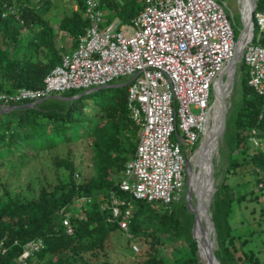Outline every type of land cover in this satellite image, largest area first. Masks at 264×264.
Here are the masks:
<instances>
[{"label": "trees", "instance_id": "obj_1", "mask_svg": "<svg viewBox=\"0 0 264 264\" xmlns=\"http://www.w3.org/2000/svg\"><path fill=\"white\" fill-rule=\"evenodd\" d=\"M76 2V9L56 21L57 31L72 40L69 50L88 27L82 2ZM100 3L108 9L105 24L115 18L122 24H130L143 8V0H100ZM38 4L32 5V0H0V93L42 88L44 77L60 64L65 53L54 41L51 22L44 18L48 1ZM263 8L264 0H257L256 9ZM23 30L33 31L24 45L20 39ZM253 31L257 32L255 23ZM260 41L264 45V32ZM17 49L22 50L19 57ZM247 80L246 68L241 63L240 100L226 118L225 143L230 154L227 170L234 174L236 167L251 165L256 182L264 189V148L253 151L247 141L248 131L254 128L264 144V100L247 85ZM58 96L32 106L15 103L0 112V168L9 170L5 178L0 176V264H94L115 232L128 235V246L145 243L135 261L122 264H202L191 234L194 213L183 198L169 205L133 201L126 232L107 223L105 214L93 202L80 212L81 219L72 211L73 233L66 234L61 208L77 195L107 193L116 188L115 181L135 151L138 130L126 107V85L89 93L72 90ZM83 139L92 154L95 174L78 181L81 174L69 145ZM62 146L63 156L59 153ZM37 155L50 159L53 173L40 172V183L35 187L29 181L27 194L14 191L16 177L10 171L25 166ZM235 199L240 201L239 197ZM233 202L229 186L223 182L210 207L217 244L214 255L219 264H264L247 248L248 241L233 233L229 222ZM37 238L43 240V248L19 262L22 246ZM168 241H180L186 247L172 260L160 252V246Z\"/></svg>", "mask_w": 264, "mask_h": 264}, {"label": "built area", "instance_id": "obj_2", "mask_svg": "<svg viewBox=\"0 0 264 264\" xmlns=\"http://www.w3.org/2000/svg\"><path fill=\"white\" fill-rule=\"evenodd\" d=\"M78 1L88 27L77 36L76 46L62 54L60 64L44 77L42 88L0 93V112L15 103L35 104L72 90L88 93L126 85V107L137 126V144L115 181L116 188L77 195L60 210L66 234L73 233L72 211L81 219L80 212L93 202L107 223L126 232L133 201L169 205L182 198L185 149L203 139L219 76L223 74L222 81L227 78L228 65L244 32L247 36L240 60L232 68V82L236 65L242 63L247 85L264 100V45L260 41L264 8H255L249 28L241 15L237 40V24L218 0H143L142 10L130 24H122L118 18L105 24L100 0ZM121 78L126 79L122 85H112ZM247 141L254 151L262 144L254 128L248 131ZM43 246L41 238L27 242L18 261Z\"/></svg>", "mask_w": 264, "mask_h": 264}, {"label": "rangeland", "instance_id": "obj_3", "mask_svg": "<svg viewBox=\"0 0 264 264\" xmlns=\"http://www.w3.org/2000/svg\"><path fill=\"white\" fill-rule=\"evenodd\" d=\"M48 1L44 18L51 22V26L54 29V41L60 49L67 50L72 47V40L70 37L64 35L63 33L57 31V23L63 15L69 14L71 10L77 8V0H32V5L38 6V2ZM224 2L226 8H228L229 14L232 16L233 21L237 24L235 30V37L238 36L239 30L241 29V15L244 14L241 8L239 0H221ZM103 16L108 13V9L105 6L101 7ZM239 29V30H238ZM33 36L32 30H23L20 35L21 43L24 45ZM13 49H11L12 51ZM22 50H16V55L19 57ZM240 64V63H239ZM237 64L235 68V74L231 88L229 89V96L227 100H224L223 105L226 111V117L223 128L218 127V131L221 130V135L218 137L217 148L212 156L213 164V185L212 193L210 196V204L208 212L211 214V204L213 202V196L217 188L223 182L229 186V194L234 197L232 211L229 215V222L233 227V233L241 235L243 239L248 241L247 248L252 250L255 255L264 263V189H261V183H257V178L255 176L254 168L251 165H240L236 167L234 174L228 173L229 167V147L227 142L225 143L226 136V126H227V113L233 110L234 106L240 100L241 84H240V65ZM226 80V76H224ZM126 81L125 78H121L115 81L112 85H122ZM217 94V89L215 88ZM59 97V96H57ZM220 125V124H219ZM217 131V133H218ZM201 140L199 139L192 149L186 148L185 153L187 156V166L185 168V185L183 189L182 198L186 202V191L189 189V202L192 207L195 206L196 200L194 198V188L190 183L189 173L193 171L198 173L199 165L193 167V162L191 158L194 155L198 145ZM86 139L79 142H73L69 145L72 150V160L75 166L79 170L78 181L82 179H88L94 177L95 169L92 163V154L86 147ZM215 148V141H214ZM260 148H264L262 143ZM214 150V149H213ZM254 151V150H253ZM65 147L62 146L59 153L64 155ZM205 151H203V156ZM16 165H18L16 163ZM18 167V166H14ZM9 170L6 167L0 168V176L3 178ZM48 172L50 175L53 173L50 167V159L41 157L39 155L35 156L26 162L25 166L18 167L13 172L16 177L14 181L15 190L27 194V185L30 182L35 184V187L40 183L38 177L40 172ZM64 172H60L62 174ZM5 178V177H4ZM119 178V177H118ZM210 183V182H209ZM12 189V188H11ZM239 197L240 201L237 202L235 199ZM187 204V203H186ZM204 228V227H203ZM203 234V230L201 229ZM213 240V249H217L215 232L211 233ZM128 235L126 233L115 232L108 246L100 252L99 258L94 264H122L130 263L136 260L137 254L140 252L141 248L145 246L144 241L137 243H129ZM186 248L180 241H174L164 243L160 246V252L168 260H172L177 255V252ZM200 261V259H199Z\"/></svg>", "mask_w": 264, "mask_h": 264}, {"label": "bare ground", "instance_id": "obj_4", "mask_svg": "<svg viewBox=\"0 0 264 264\" xmlns=\"http://www.w3.org/2000/svg\"><path fill=\"white\" fill-rule=\"evenodd\" d=\"M248 1L249 0H239L241 4V8L244 14H242V18L244 22H246V18L248 16ZM247 32H244L243 37L240 39V42L237 44L236 50L239 52L242 49L243 42L246 39ZM228 76L226 80L221 81V84H217V94L216 100L214 104L213 113L211 114L208 124L205 128V134L200 144L198 145L194 155L191 157L193 162V167L199 165L198 173L190 171L189 178L190 183L192 184V188H194V194L198 197V206H197V223L195 225L193 234L195 239L199 243V259L202 264H215L209 261L208 253H207V245H206V236L205 233L201 232V227H206L207 220L204 215L205 211V202L207 199V195L209 190H211L210 182V174H211V164L209 162L212 159V156L217 148V131L220 124V116L224 111L223 103L224 100H227L229 96V89L232 83V68L227 69ZM226 72V73H227ZM215 141V148H214ZM214 149V150H213ZM203 151H205V155L203 156ZM214 151V152H213ZM213 168V164H212ZM202 191H204V195L202 196Z\"/></svg>", "mask_w": 264, "mask_h": 264}, {"label": "water", "instance_id": "obj_5", "mask_svg": "<svg viewBox=\"0 0 264 264\" xmlns=\"http://www.w3.org/2000/svg\"><path fill=\"white\" fill-rule=\"evenodd\" d=\"M256 4H257V0H249L248 1V7H249L248 16H247L248 28H249V26H251L252 17H253V13L255 11V8H256ZM239 36H240V34L237 36V40L239 39ZM241 50L239 52H237L236 49L234 50L235 57L230 62V64L228 65V67L234 68L235 67V64L237 62H239L240 55H241ZM222 76H223V74H221L219 76V79H218L219 84H221ZM107 87H110V86H107ZM99 89H102V88H99ZM85 93H87V92H85ZM54 97H57V96H54ZM71 98H74V97H71ZM224 104L225 103H223V105ZM32 105H33V103L28 104V106H32ZM11 107L12 106L8 107L7 110L10 109ZM225 117H226V111L224 110L222 112L221 116H220V125H219V128H223L224 122H225ZM221 133H222L221 130H219L218 133L216 134L217 139H218L219 135H221ZM209 162L211 164L210 183H211V186H212L213 185L212 159H210ZM211 193H212V187H211V190H209V192H208L207 199H206V202H205V211L206 212H204V215L206 217L207 224H206V227L205 228L201 227V229L204 231L205 236H206V242H207L206 245H207V250H208L207 253H208L209 261L210 262H213L215 264H219L218 260L216 259L215 255H214L213 240H212V237H211V233L212 232H215V229H214L213 221H212V218H211V214L208 212V208H209V204H210L209 202H210ZM203 195H204V191H202V196ZM194 198L196 200V204H195L194 207H192L191 204H190V202H189V189H187V191H186V203H187V205L190 207V209L194 213V224H193V228H192V231H191V234H192L193 239H195L194 234H193V231H194L195 225L197 223V214H196V211H197V206H198V201H199L198 197L194 196ZM195 241L197 243V255L199 257V243H198V241L196 239H195ZM200 262H201V260H200Z\"/></svg>", "mask_w": 264, "mask_h": 264}, {"label": "clouds", "instance_id": "obj_6", "mask_svg": "<svg viewBox=\"0 0 264 264\" xmlns=\"http://www.w3.org/2000/svg\"><path fill=\"white\" fill-rule=\"evenodd\" d=\"M84 93V92H83ZM89 93V92H88ZM55 96H58V95H55ZM54 97V96H53ZM28 104H30V103H28ZM34 105V104H33Z\"/></svg>", "mask_w": 264, "mask_h": 264}, {"label": "crops", "instance_id": "obj_7", "mask_svg": "<svg viewBox=\"0 0 264 264\" xmlns=\"http://www.w3.org/2000/svg\"><path fill=\"white\" fill-rule=\"evenodd\" d=\"M70 51V50H69Z\"/></svg>", "mask_w": 264, "mask_h": 264}]
</instances>
